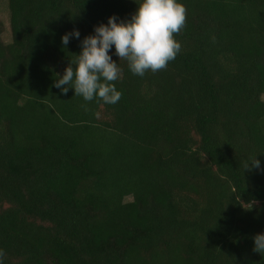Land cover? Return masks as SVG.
Segmentation results:
<instances>
[{
  "label": "trees",
  "instance_id": "1",
  "mask_svg": "<svg viewBox=\"0 0 264 264\" xmlns=\"http://www.w3.org/2000/svg\"><path fill=\"white\" fill-rule=\"evenodd\" d=\"M0 264H264V0H4Z\"/></svg>",
  "mask_w": 264,
  "mask_h": 264
},
{
  "label": "rangeland",
  "instance_id": "2",
  "mask_svg": "<svg viewBox=\"0 0 264 264\" xmlns=\"http://www.w3.org/2000/svg\"><path fill=\"white\" fill-rule=\"evenodd\" d=\"M0 24L2 26V36L5 42L10 41V25H9V13L7 4L4 0H0Z\"/></svg>",
  "mask_w": 264,
  "mask_h": 264
}]
</instances>
